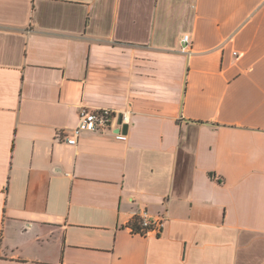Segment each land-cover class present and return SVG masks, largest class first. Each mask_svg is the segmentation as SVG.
<instances>
[{"label": "crops", "instance_id": "1", "mask_svg": "<svg viewBox=\"0 0 264 264\" xmlns=\"http://www.w3.org/2000/svg\"><path fill=\"white\" fill-rule=\"evenodd\" d=\"M0 264H264V0H0Z\"/></svg>", "mask_w": 264, "mask_h": 264}, {"label": "built area", "instance_id": "2", "mask_svg": "<svg viewBox=\"0 0 264 264\" xmlns=\"http://www.w3.org/2000/svg\"><path fill=\"white\" fill-rule=\"evenodd\" d=\"M183 51L188 52L191 46L190 36L183 38ZM118 118L119 127L115 128L114 121ZM131 124V111H117L108 108L100 110H90L82 108L78 126L74 129L72 136L62 137L59 140L64 141L72 146H76L79 137L84 132L99 133L112 135L116 140L126 142L128 140L127 129ZM134 221L138 222V229L134 227ZM131 223L130 230L135 234L149 236L152 234L159 235L165 226L164 216H152L148 211H143Z\"/></svg>", "mask_w": 264, "mask_h": 264}, {"label": "trees", "instance_id": "3", "mask_svg": "<svg viewBox=\"0 0 264 264\" xmlns=\"http://www.w3.org/2000/svg\"><path fill=\"white\" fill-rule=\"evenodd\" d=\"M211 176H212V177H215L214 174H211ZM220 181H221V180H220ZM134 227H135L136 229H138V222L134 221Z\"/></svg>", "mask_w": 264, "mask_h": 264}]
</instances>
